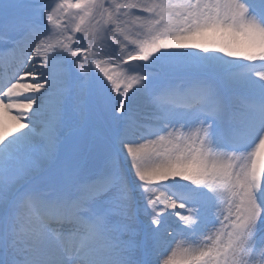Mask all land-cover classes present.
<instances>
[{"label": "snow or ice", "instance_id": "6c2138e0", "mask_svg": "<svg viewBox=\"0 0 264 264\" xmlns=\"http://www.w3.org/2000/svg\"><path fill=\"white\" fill-rule=\"evenodd\" d=\"M0 264H264V0H0Z\"/></svg>", "mask_w": 264, "mask_h": 264}]
</instances>
